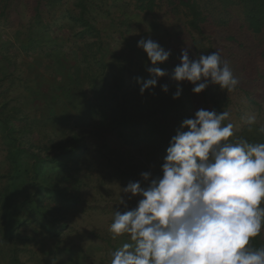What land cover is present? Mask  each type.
I'll return each instance as SVG.
<instances>
[{
    "label": "trees",
    "instance_id": "16d2710c",
    "mask_svg": "<svg viewBox=\"0 0 264 264\" xmlns=\"http://www.w3.org/2000/svg\"><path fill=\"white\" fill-rule=\"evenodd\" d=\"M15 1L0 0V20L4 24L10 22L13 5L27 4L22 9H31L32 14L30 22L21 27L25 36L19 42L26 67L8 54H0V82L9 79L8 90L0 91V264H111L116 247L108 256L106 253L105 260L100 258L95 263L88 259L89 250L72 244L67 234L73 231L69 219L93 208L82 207V191L100 187L93 182L95 175L101 178V184L115 178L118 185L139 181L146 187L151 179L162 175L169 141L177 131L188 130L180 125L194 117L199 100L210 102V110L229 112L227 90L222 92L209 82L198 99L193 98V84L190 88L187 81L172 79L177 66V56L172 53L167 61L156 65L166 75L152 76L147 72L152 65L146 53L137 47V42L145 39V32L136 35L129 28L121 29L115 18L107 27H98L90 19L87 0H18L13 4ZM131 1L145 21V15L167 3L174 16H181L178 20L190 36L194 53L206 55L214 50L209 39L203 40L208 17L199 0H120L118 7L125 13ZM232 1L244 10H240L244 31L264 42V20L258 14L264 0ZM55 4L61 7L63 18L76 26L72 33L77 37L75 44L79 41L80 45L75 53L66 49L68 37L60 38L52 26L53 14L46 6ZM19 34L21 31H16ZM29 56L48 61L46 69L53 80L47 95H41L45 93L21 76V68L30 66ZM260 57H264V48ZM137 77L141 78L139 83ZM149 79H157L156 86L141 94L140 88ZM165 84L167 92L161 90ZM177 88L181 94L173 99ZM247 101L252 108L258 104L252 98ZM90 113L94 117H89ZM85 118L92 120L91 124L97 121L105 125L126 146L143 150L147 162L139 158L138 167H122L101 149H90L81 124L69 127L70 120ZM57 122L58 130L53 128ZM223 123L228 124L229 119ZM261 127L256 123L249 130L245 121L229 139L236 142L243 137L251 143H264ZM105 169L108 173L101 175ZM144 172L150 173L147 182L141 177ZM121 236L130 241L128 234ZM105 240L111 244L115 239L108 234ZM250 246H264V228L250 240Z\"/></svg>",
    "mask_w": 264,
    "mask_h": 264
},
{
    "label": "clouds",
    "instance_id": "9594fccd",
    "mask_svg": "<svg viewBox=\"0 0 264 264\" xmlns=\"http://www.w3.org/2000/svg\"><path fill=\"white\" fill-rule=\"evenodd\" d=\"M137 47L152 65L147 72L165 76L156 65L167 61L170 51L151 39L139 40ZM172 79L193 84L195 94L209 82L229 92L240 82L219 51L190 59L187 49ZM156 84L157 79L145 81L140 93ZM161 90L167 92L168 85ZM180 94L177 88L173 99ZM229 116L197 110L180 125L188 130L170 139L162 175L146 187L137 181L121 189L140 199L131 210L114 211L109 231L114 239L128 234L130 242L111 253V264H264V246H250L264 228V143L243 137L231 142L234 126L223 123ZM256 122L255 114L247 117L249 130ZM149 176L141 173L143 181ZM119 203H125L123 197Z\"/></svg>",
    "mask_w": 264,
    "mask_h": 264
},
{
    "label": "rangeland",
    "instance_id": "374dc122",
    "mask_svg": "<svg viewBox=\"0 0 264 264\" xmlns=\"http://www.w3.org/2000/svg\"><path fill=\"white\" fill-rule=\"evenodd\" d=\"M87 1L90 9V19L98 27H107L110 19L115 18L118 19L117 22L121 29L129 28L131 32H136V35L138 32H145V39L157 41L162 48L177 56L175 59L177 66L180 64L183 49L188 50L190 59L200 55L194 53L190 36L182 28V20H178L181 16H174L171 6L167 3H162L153 13L145 15L147 19L145 21L142 19L144 14L133 8L132 3L134 1H131V6L126 9L125 13L123 9L118 7L120 0ZM199 2L208 17L203 28V40L209 39L214 49L211 52L219 51L222 59L228 62L234 76L240 81L234 91H227L229 97V123L233 124V130L239 129L249 115L255 114L257 117L256 123L264 127V80L262 78V75H264V57H260V53L264 48L263 40L251 37L249 33L244 31L241 26L240 15V10H244L240 4L235 5V1L199 0ZM24 7H27V4L22 5L19 3L18 7L13 5V11L9 15L10 22L4 24L0 20V54H8L13 57L17 64H24V67H26L24 63L25 55L19 50V42L22 35L25 36V30L21 27L30 22L32 11L30 9L29 12H26L25 9H22ZM46 8L53 14L50 21H52V26L56 28V34L60 35L62 39L68 37L66 41L68 48L66 49L70 53H75V49L80 45L79 41H76L77 44H75L74 41L77 37L72 33L76 26L74 27L69 20L63 18V12L59 5H49ZM258 14L264 20V4L261 5ZM124 21L125 23H123ZM16 31H21V34L17 36ZM116 34V32H112L113 36H116ZM261 36H264V34H261ZM200 37L202 36L199 35L198 38ZM28 61L27 66L29 64L30 66L21 68V76L31 83L34 89L45 93L41 95H47L50 93L53 80L46 69L48 61L45 58L41 59L39 56L37 58L29 56ZM8 82L9 79L0 82V91L8 90L6 86ZM186 84L190 88L193 86L189 82H186ZM191 93L193 98L198 99L200 93L195 94L192 91ZM248 98L254 99L258 104L253 105V108L252 106L249 107L251 103H248ZM57 106L61 107V103L58 102ZM201 108L210 110L211 103H204L199 100L198 108H195L193 112L195 113ZM89 117L94 116L90 113ZM90 121L92 120L85 118L82 121L70 120L69 122V127L76 125L75 123L77 125L81 124V128L86 132L85 142L90 149L94 151L101 149L103 154L109 155L111 161L118 163L120 166L122 164V167L128 165L138 167L139 158L147 162L143 150L138 147L126 146L113 131L106 129L105 125L97 121L96 123L93 121L91 124ZM58 126L59 123L57 122L53 128L58 130ZM48 128L51 129L50 126ZM58 132H61V130ZM34 135L36 136V133ZM102 172L101 175L108 173L107 169ZM100 179L97 175L93 179L94 184L97 183L100 187H87L82 191V207L92 205L93 208L73 215L69 219L73 231L66 232L70 236L69 239L72 244H76L81 249L89 250L88 259H93L95 263L100 258L101 261L103 258L105 260L106 253L108 256V253L113 250V246L118 249L123 243L130 242L122 239L121 235L117 236L114 241L111 240V244L107 243L105 239L108 234L113 236L109 231V227L113 222L114 211L131 210L140 199L139 196L132 197L131 194L123 193L121 189L126 186L118 185L119 181L115 178H113L114 180L106 179L103 184L99 182ZM120 197H123L124 204L119 203Z\"/></svg>",
    "mask_w": 264,
    "mask_h": 264
}]
</instances>
